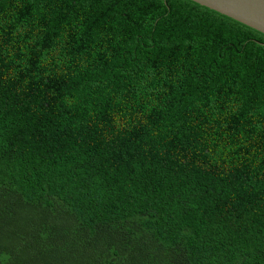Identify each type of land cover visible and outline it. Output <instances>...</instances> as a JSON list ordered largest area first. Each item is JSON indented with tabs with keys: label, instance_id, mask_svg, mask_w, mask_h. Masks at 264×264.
Segmentation results:
<instances>
[{
	"label": "trees",
	"instance_id": "trees-1",
	"mask_svg": "<svg viewBox=\"0 0 264 264\" xmlns=\"http://www.w3.org/2000/svg\"><path fill=\"white\" fill-rule=\"evenodd\" d=\"M0 264H264V33L0 0Z\"/></svg>",
	"mask_w": 264,
	"mask_h": 264
},
{
	"label": "water",
	"instance_id": "water-1",
	"mask_svg": "<svg viewBox=\"0 0 264 264\" xmlns=\"http://www.w3.org/2000/svg\"><path fill=\"white\" fill-rule=\"evenodd\" d=\"M264 33V0H192Z\"/></svg>",
	"mask_w": 264,
	"mask_h": 264
}]
</instances>
